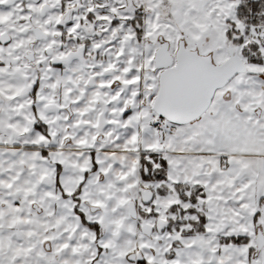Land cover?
I'll return each mask as SVG.
<instances>
[{
    "label": "snow or ice",
    "instance_id": "1",
    "mask_svg": "<svg viewBox=\"0 0 264 264\" xmlns=\"http://www.w3.org/2000/svg\"><path fill=\"white\" fill-rule=\"evenodd\" d=\"M0 264H264V0H0Z\"/></svg>",
    "mask_w": 264,
    "mask_h": 264
}]
</instances>
